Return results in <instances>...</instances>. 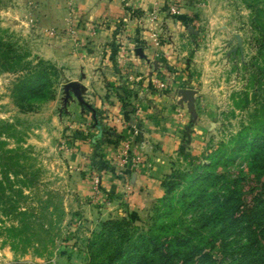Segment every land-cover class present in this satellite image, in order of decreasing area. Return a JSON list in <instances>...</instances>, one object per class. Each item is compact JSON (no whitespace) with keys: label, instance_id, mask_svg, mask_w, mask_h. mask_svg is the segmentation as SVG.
<instances>
[{"label":"rangeland","instance_id":"rangeland-1","mask_svg":"<svg viewBox=\"0 0 264 264\" xmlns=\"http://www.w3.org/2000/svg\"><path fill=\"white\" fill-rule=\"evenodd\" d=\"M89 6L87 0H0L3 48L13 46L23 63L32 65L38 60L53 64L40 56L44 46L56 53L53 43L58 41L61 49V62H54L61 75L52 78L49 94L28 109L19 107L14 94L26 73L5 72L11 54L0 52V181L9 198L7 203L0 199V264H92L88 245L104 222L124 219L139 232L148 231L154 207L165 194L162 183L190 168L185 156L208 164L205 156L251 123V95L257 89L252 85L260 78L259 96L264 99V75L258 77V70H264V51L259 49L264 0H159L148 13L125 8V16L149 24L147 35L136 36L125 35L126 17L86 18ZM167 29L173 30V46H157L168 43ZM102 34L112 40L97 46L100 66L112 64L121 78L119 85L104 81L102 102H116V111L95 106L97 100L87 97L83 83L90 48L86 36L100 39ZM152 47H167L166 59L172 64L167 66L168 77L183 73L186 80L172 88L176 122L165 151L168 172L158 179L147 176V185L137 189L135 178L152 167L147 150L164 153L158 141L150 146L143 141L137 124L138 76L158 56ZM70 82L84 86V100L95 118L74 96L64 104L63 88ZM122 86L131 94L125 97L117 90ZM169 88L160 84L157 91L165 94ZM186 89L196 92L194 117L179 95ZM247 157L242 151L234 163L218 168L224 179L202 183L210 197L197 202L183 221H198L222 202L230 179L243 177L245 188L260 192L248 172ZM250 198L244 196L245 201ZM259 222L264 228V204ZM250 232L243 224L224 249L217 244L210 251L212 262L199 259L196 264H260V251L249 245ZM261 242L264 245V238ZM103 255L96 254L93 264Z\"/></svg>","mask_w":264,"mask_h":264},{"label":"trees","instance_id":"trees-1","mask_svg":"<svg viewBox=\"0 0 264 264\" xmlns=\"http://www.w3.org/2000/svg\"><path fill=\"white\" fill-rule=\"evenodd\" d=\"M259 29V49L264 51V28ZM1 50L11 54V63L4 67L5 72L26 73L14 90L19 107L28 109L35 99L49 94L52 78L61 75L56 66L43 60H38L35 65L23 63V57L16 54L13 46L3 48L0 44ZM258 71V77H263L264 70ZM262 81L263 78L257 79L252 85L257 89L251 95L254 104L251 123L242 125L230 142L222 143L216 152L205 156L208 164H201L198 158L189 154L185 156L190 168L162 183L165 194L154 207L148 231L139 232L124 219L104 222L101 231L94 234L88 245L92 264L96 254L103 251L104 257L98 264H196L199 259L212 262L210 251L217 244L224 249L225 241L243 224L251 230L249 245L260 251V264H264V245L261 242L264 228L259 222V208L264 204V99L258 90ZM117 90L123 91L125 97L131 94L124 86ZM245 97V105L248 106L250 100L247 94ZM99 131H102L100 127ZM242 151H247L248 172L254 175L253 182L259 186L260 192L245 188L243 177L230 179L224 188L227 196L222 202H217L198 221H183L186 213L197 208V202L207 200V188L202 187V183L224 179L218 174V168L234 163ZM4 190L0 181V199L7 203L9 198ZM245 195H251V198L245 201Z\"/></svg>","mask_w":264,"mask_h":264},{"label":"crops","instance_id":"crops-1","mask_svg":"<svg viewBox=\"0 0 264 264\" xmlns=\"http://www.w3.org/2000/svg\"><path fill=\"white\" fill-rule=\"evenodd\" d=\"M158 2L159 0H87V3L92 4V6H89L90 8L86 14V18L90 20H99L100 18L121 19L126 17L128 18V21L125 26V35L136 36L137 33L147 35L148 32L146 29L149 27V24L146 19L136 17L131 19L125 15L129 8L140 9V11L144 10L147 13L151 12L157 7ZM162 19L165 25L169 24V20L166 17L161 16V20ZM165 33H167L169 37L168 43L157 46H173V30L167 29ZM86 39L88 42L87 46H90L87 50L89 56L86 57L84 64L85 81H83L84 85L87 87V97L91 100H97L95 106H99L100 108H107L110 106L108 108L116 111V102H113L115 104L109 103L110 105L108 106L105 102H102L103 96L106 93L104 81L119 85L121 83V78L112 68V64L103 62L100 66V60L97 53V51H99L97 46H107L112 39L110 35L104 36L103 34L100 39H97V37L89 38V36H86ZM59 44L60 42L58 41L53 43L55 46L54 52L56 53H53L49 47L44 46L40 52V56L45 60L51 61L53 65L54 62L60 63L61 60L58 55H60L61 49L58 48L60 46ZM147 46L155 45L153 43H148ZM151 51L158 55L156 60L146 63L147 66L142 70L145 74L143 76H138V79L140 80V86H138V99L141 100L138 101L140 108L138 113L140 115L137 124L144 137L143 141L147 142L149 146L152 145V143L156 144L158 141L159 145L163 146L164 153L154 152L153 150L148 152L147 150L148 156L152 161V167L150 171L141 173L135 178L138 183L136 185L137 189H140L142 185H147V176L158 179L168 172L165 161V151L168 150L167 146L170 144V141L173 140L171 131L176 122L174 121L176 119L174 116L175 112L173 111L172 88L174 86H179V84L186 80V76L183 73H178L171 78L168 77L169 70L167 66L172 64L166 59L167 55L165 54L168 53L167 47L160 49L152 47ZM73 81H76V79H73ZM160 84H167L171 88H169V91L165 94H159L157 90ZM109 100H111V97ZM187 119L188 118L185 117L186 122ZM176 125L178 126V124ZM154 140H156V142ZM148 147L146 149H148ZM145 190L147 191V188Z\"/></svg>","mask_w":264,"mask_h":264},{"label":"water","instance_id":"water-1","mask_svg":"<svg viewBox=\"0 0 264 264\" xmlns=\"http://www.w3.org/2000/svg\"><path fill=\"white\" fill-rule=\"evenodd\" d=\"M63 90H64L63 91L64 92V98H63L64 104H66L69 100H71L72 96H74L81 106H84L87 109L91 110L93 114V118H95V111L84 100L85 88L82 84H80L79 82H70L64 86ZM195 93H196L195 91L189 90V89L181 90L179 93L181 97V101L186 102L187 108L193 117L195 116V112L193 109Z\"/></svg>","mask_w":264,"mask_h":264}]
</instances>
